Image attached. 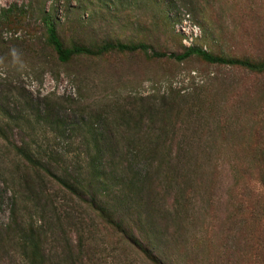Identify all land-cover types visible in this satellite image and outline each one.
<instances>
[{"label": "rangeland", "instance_id": "rangeland-1", "mask_svg": "<svg viewBox=\"0 0 264 264\" xmlns=\"http://www.w3.org/2000/svg\"><path fill=\"white\" fill-rule=\"evenodd\" d=\"M13 5L21 9L14 24L0 18V264H26L11 241V209L27 222L41 218L25 196L13 200L19 177L12 145L54 152L62 168L85 179L88 131L111 130L117 139V124L136 131L129 139L165 144L153 161L152 195L165 263L264 264V73L142 53L64 64L41 21L44 11L51 14L67 47L144 42L159 52L200 47L264 62V0H0V14ZM167 102L170 116H145L134 129V109ZM139 164L154 171L150 160ZM52 192L59 210L90 232L85 264H151L85 203ZM66 232L77 241L76 229ZM54 238L52 253L60 250Z\"/></svg>", "mask_w": 264, "mask_h": 264}, {"label": "trees", "instance_id": "trees-1", "mask_svg": "<svg viewBox=\"0 0 264 264\" xmlns=\"http://www.w3.org/2000/svg\"><path fill=\"white\" fill-rule=\"evenodd\" d=\"M20 12V7L13 5L1 9L0 18L9 21L8 24H14L13 21L19 18ZM41 21L46 30L47 44L54 50L57 60L64 64L84 57L102 58L114 52L142 53L152 59L184 62L199 58L210 64L264 73V62L215 55L200 47L187 48L181 54L159 52L144 42L128 44L107 41L97 47L79 44L67 47L59 35L58 24L52 15L44 11ZM166 107L170 108L169 102L164 103L163 109L160 110L145 107L134 109L138 113L134 129L145 122V116H149L151 121L156 116H170L169 111L172 109ZM3 115L5 110L0 108V116ZM128 115L130 114H123V117ZM121 128L123 126L117 124V139L114 138L116 133L111 130L109 134H101L92 128L88 131L92 138L85 139L82 145L87 157L85 179L75 178L67 169L62 168L59 163L61 157L54 152L48 153L40 146L29 144L12 145L18 158L15 174L19 177L12 192L13 200L16 201L19 195L25 196L41 213L40 219L27 222L21 218L16 207L11 209L9 223L12 231L11 241L16 245L26 264H85V254L91 248L88 239L90 232L71 212L63 214L59 210L57 194L52 192V187H56L63 195L72 196L85 203L105 226L121 235L128 245L149 259L151 264H168L161 257V243L158 242L162 237L159 230L161 218L157 215L152 201L153 185L159 173L153 161L162 156L165 144L158 140L142 142L129 139V136L137 134L136 131L129 132ZM5 129L10 130V127ZM1 131L3 128L0 126V133ZM162 131H169V127H164ZM141 160L146 162L150 160L149 167L154 171L145 167L144 170L143 167L141 169L142 164H139ZM15 174H11L13 179ZM111 177L115 181H112ZM116 187L117 191L114 190ZM117 196H120L118 201L113 202ZM144 208L147 217L140 212ZM66 228L76 229V242L71 236L72 232H66ZM52 236H55L54 241L60 244V250H56L55 253L47 250Z\"/></svg>", "mask_w": 264, "mask_h": 264}]
</instances>
